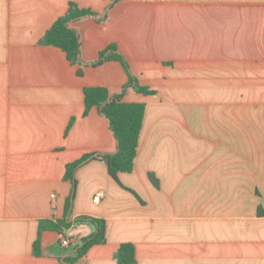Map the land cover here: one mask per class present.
Segmentation results:
<instances>
[{
    "label": "crops",
    "instance_id": "obj_1",
    "mask_svg": "<svg viewBox=\"0 0 264 264\" xmlns=\"http://www.w3.org/2000/svg\"><path fill=\"white\" fill-rule=\"evenodd\" d=\"M114 1L0 0V264H62L72 249L60 239L94 231L38 226L63 217L68 164L115 150L84 104V89L114 95L127 82L117 61L86 65L111 45L155 94L123 96L145 105L131 173L115 182L104 158L75 172L69 221L106 226L76 264H116L123 243L135 264H264V0ZM69 4L104 16L71 24L81 65L39 44Z\"/></svg>",
    "mask_w": 264,
    "mask_h": 264
},
{
    "label": "trees",
    "instance_id": "obj_2",
    "mask_svg": "<svg viewBox=\"0 0 264 264\" xmlns=\"http://www.w3.org/2000/svg\"><path fill=\"white\" fill-rule=\"evenodd\" d=\"M87 17L96 18L97 21L104 20V16L99 17L98 14L91 10L79 9L74 4H69L67 12L47 29L39 44L55 47L65 54L70 64L81 65L79 34L71 27V24ZM107 61H117L121 64L127 75L126 84L118 94L114 95H110L108 90L103 87L86 88L84 89V104L85 114L89 108L95 107L98 114L107 120L109 129L116 142L115 150L111 154H87L79 160L68 164L65 168L64 179L71 183V192L65 203L63 217L58 220L40 221L38 226L39 233L45 230H51L59 234L77 223H88L94 227V231L90 235L78 240V244L71 250V253L61 259L62 264H76L86 256L92 247L101 245L106 241V226L104 220L81 216L73 221H69L76 191V170L89 161L108 158L107 171L115 182L119 183L118 174L131 173L133 171L139 137L143 126L145 105L125 103L123 102V96L128 88H132L137 93L147 96L155 94L154 90L139 85L136 77L130 70L128 62L118 52L115 45L107 47L99 53L98 58L94 62L86 65L99 67ZM77 74L81 75V71H78ZM71 124L72 122H70L68 128ZM149 178L153 183L157 182L153 175H150ZM33 251L35 255L40 254L39 238L34 243ZM115 259L116 264H135L134 246L131 243L121 244L115 254Z\"/></svg>",
    "mask_w": 264,
    "mask_h": 264
},
{
    "label": "built area",
    "instance_id": "obj_3",
    "mask_svg": "<svg viewBox=\"0 0 264 264\" xmlns=\"http://www.w3.org/2000/svg\"><path fill=\"white\" fill-rule=\"evenodd\" d=\"M103 197H104V192L103 191H97L95 193V195L93 196L92 202L94 204L98 205V204H100ZM60 243H61V246L64 248L73 249L78 244V241L62 237L60 239Z\"/></svg>",
    "mask_w": 264,
    "mask_h": 264
},
{
    "label": "water",
    "instance_id": "obj_4",
    "mask_svg": "<svg viewBox=\"0 0 264 264\" xmlns=\"http://www.w3.org/2000/svg\"><path fill=\"white\" fill-rule=\"evenodd\" d=\"M104 162H105L106 164H108L109 159H108V158H104Z\"/></svg>",
    "mask_w": 264,
    "mask_h": 264
}]
</instances>
